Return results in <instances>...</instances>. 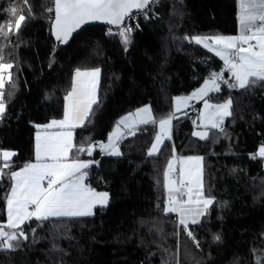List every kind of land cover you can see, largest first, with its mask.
Returning <instances> with one entry per match:
<instances>
[{
	"label": "trees",
	"instance_id": "1",
	"mask_svg": "<svg viewBox=\"0 0 264 264\" xmlns=\"http://www.w3.org/2000/svg\"><path fill=\"white\" fill-rule=\"evenodd\" d=\"M27 5L30 10L24 0H0V25L4 31L12 26L7 38L0 36V55L14 65L4 73L11 81L3 89L0 150L16 154L0 179V223L6 221L8 174L35 159L37 126L62 116L77 69L98 68L100 80L96 103L73 129L69 158L92 160L87 184L109 199L91 216L26 222L28 239L15 250L0 251V264H264V157L259 155L264 82L241 89L219 81L210 100L232 101L224 129H210L206 139L194 137L197 103L175 112L170 139L158 155H148L159 119L174 113V99L222 71L221 60L192 38L235 34L236 0H156L147 16L131 20L127 45L119 33L107 35V26L97 24L57 42L48 11L53 0H27ZM13 7L23 10L13 17L8 11ZM21 14L27 19L17 31ZM226 74L223 79L235 83ZM144 105L156 123L124 134L120 155L76 151L104 141L121 116ZM173 154L202 158L203 195L214 199L187 230L175 213L164 211V170Z\"/></svg>",
	"mask_w": 264,
	"mask_h": 264
},
{
	"label": "snow or ice",
	"instance_id": "2",
	"mask_svg": "<svg viewBox=\"0 0 264 264\" xmlns=\"http://www.w3.org/2000/svg\"><path fill=\"white\" fill-rule=\"evenodd\" d=\"M25 7L27 0H24ZM156 0H53L55 21L53 31L58 41L67 42L74 31L81 25L89 21H104L109 25L117 26L119 35L125 45L129 43L131 27L125 28L126 18H130L134 11H144L147 16V6L155 3ZM13 7L8 11L13 17L19 11ZM30 10V7H29ZM49 12L53 9H48ZM24 15H19L15 19L17 31L26 22ZM240 25L241 31L238 36H213V37H193L197 44L219 56L225 64L226 69L231 72L236 83H229L223 79V73H212L209 80H205L204 86L189 97L176 98V112L181 110V105L187 106L192 99L204 100L205 111L201 113L202 124L211 128H221L225 117L230 116L231 99L223 104L213 105L208 103L206 96L211 91H219V81L228 84L230 88L239 87L241 89L251 87L257 81L264 82V0H240ZM4 25H0V36L7 38L11 33V24L8 31H4ZM111 34V31L109 32ZM187 39V38H186ZM0 55V116L5 113L4 102L5 84L11 81V75L4 76L14 65L2 62ZM100 69L82 72L76 70V81L73 89L65 98L69 103L65 107L64 118L53 120L42 127L45 134L40 132L36 136L35 163H28L18 171L9 173V178L14 182L10 194L6 197L7 221L0 223V251L15 250L20 245V240H27L28 236L23 231L22 225L32 221H48L53 218L62 217H84L93 215L96 206H106L108 203V193H99L84 183L88 169L92 161H81L79 159H69V153L73 150L72 130L82 126L84 118L88 115V110L96 103L94 98L95 78H98ZM81 77L93 78L89 81L93 92L89 94L83 88ZM78 89L81 91L78 92ZM11 94V93H10ZM83 105V107H81ZM134 123H130L134 120ZM177 118L175 112L167 118L159 120L160 132L156 135L155 141L148 150V155H158L164 141L170 139V129L172 120ZM156 123L151 115L149 107L138 109L135 114H128L116 125V129L110 134L108 143L76 147V151L87 152L92 155L98 146L101 150H111L109 154L120 155L118 142L123 135L121 126L129 130V135H135L131 129L136 124ZM195 123V122H194ZM48 129H57L54 132H47ZM222 130V129H221ZM207 131L193 132V136L206 139ZM16 154L10 151L0 153L3 160V168H0V179H3V169L11 167V157ZM259 155L264 157V146L259 150ZM201 157H188V161L201 160ZM50 161V162H49ZM172 163L169 162V170ZM181 174L188 178L187 192L183 190L184 179H181L177 187L176 182L168 179V172H165L166 188L168 189V206L164 211L166 214L176 213L179 215V223L188 228L189 222L196 224L199 218L205 215L214 199L203 197L199 175L193 177L191 170L185 174L181 169ZM45 183L47 186H45ZM187 199H183L184 195ZM35 230H33L34 232ZM187 235L195 240L191 231ZM219 240V237H214ZM197 243V247L199 243Z\"/></svg>",
	"mask_w": 264,
	"mask_h": 264
},
{
	"label": "rangeland",
	"instance_id": "3",
	"mask_svg": "<svg viewBox=\"0 0 264 264\" xmlns=\"http://www.w3.org/2000/svg\"><path fill=\"white\" fill-rule=\"evenodd\" d=\"M195 91H192L190 94H188V95H186V96H180L181 98H184V97H189V96H191L192 95V93H194ZM177 98V97H176ZM176 98L174 99V105H173V109L174 110H176ZM200 100H202V99H200ZM207 101H208V103H210V104H213V105H219V104H223V103H225L226 101H228V100H226V101H221V102H217V103H215V102H213V101H211V100H208V99H206ZM190 102V101H189ZM189 102H188V104H187V106H184V105H181V110H183V108L184 107H188L189 106ZM147 105H145L144 107H146ZM144 107H141V108H144ZM147 107H149V105L147 106ZM140 108V109H141ZM194 109H196L197 111H198V114H197V123H196V126L194 127V129H193V132H196V131H209L210 129H212L211 128V126L209 125V126H207V127H205L203 124H202V122H201V119H200V116H201V113H203L204 111H205V108H204V100H202L201 101V105L199 106V107H194ZM138 110V109H137ZM136 110V111H137ZM180 110V111H181ZM230 110V109H229ZM136 111L133 113V112H131V114H135L136 113ZM130 114V113H129ZM151 115H152V112H151ZM226 118V117H225ZM163 119V118H162ZM225 120V119H224ZM135 122V118H134V120L132 121V122H130V123H134ZM138 124V123H137ZM136 124V125H137ZM158 124H159V121H158ZM114 129H116V127L114 128ZM114 132V131H113ZM159 132H160V129H159ZM192 132V133H193ZM170 134H171V129H170ZM194 137H196V136H194ZM196 138H199V137H196ZM155 141V140H154ZM262 146H264V145H261L260 147H259V150H260V148L262 147ZM7 151V150H6ZM10 152H11V150H10ZM13 152V151H12ZM109 153L111 152V150H109L108 151ZM14 153V152H13ZM110 155H114V154H110ZM188 157H200V156H198V155H182V156H177L176 154H173L170 158H169V160H168V162H167V165H166V167H165V170H164V186H165V184H166V179H165V172H168V179L169 180H172V181H175L176 182V185L175 186H177V187H179L180 186V184H179V182H180V180L181 179H184V187H183V190H184V192L186 193L187 192V187H188V178H187V176L186 175H183L182 176V174H181V169H183L184 170V172H185V174L187 173V171L188 170H191V172H192V176L193 177H195V176H197V174L199 175V181H200V186H201V190H202V183H203V177H202V159L197 163L196 161H188L187 160V158ZM169 162H171L172 163V169L171 170H169ZM165 190H166V195H167V200H168V189L166 188V186H165ZM203 192V191H202ZM185 199H187V195L185 194ZM203 197L205 198V199H207L204 195H203ZM184 199V198H183ZM176 214V213H175ZM176 216H177V218H178V223H179V219H180V217H179V215L178 214H176ZM202 217V216H201ZM201 217L199 218V220L201 219ZM190 223V222H189Z\"/></svg>",
	"mask_w": 264,
	"mask_h": 264
},
{
	"label": "crops",
	"instance_id": "4",
	"mask_svg": "<svg viewBox=\"0 0 264 264\" xmlns=\"http://www.w3.org/2000/svg\"><path fill=\"white\" fill-rule=\"evenodd\" d=\"M236 8H237V10H236V12H237V14H236V16H237V25H236V31H238V32H240L241 31V25H240V20H239V16H240V0H236ZM236 34V33H235ZM235 34H233V35H211V36H208V37H213V36H236ZM194 37H201V36H194ZM193 41L195 42V40L193 39ZM196 43V42H195ZM199 45H201L203 48H205L204 46H203V44H199ZM205 49H207V48H205ZM207 50H209V49H207ZM212 52V51H211ZM212 53H214V52H212ZM215 54V53H214ZM218 58H219V60H221V62H222V64H223V69H222V73H223V75H224V73H225V71L227 72V74H226V78L227 77H231L232 78V81L233 82H235L236 83V81H235V79H234V77L232 76V74H231V72H229L227 69H225V64H224V61L219 57V56H217ZM94 69H97V68H92V69H80L82 72H84V71H91V70H94ZM220 72V73H221ZM75 73H76V70L73 72V75H72V84H71V88H70V90H69V92H71L72 91V89H73V84H74V82L76 81V76H75ZM81 79V82H82V84H83V88L84 89H87L88 90V92H89V94L91 95V93L93 92V89H92V86H91V84L89 83V81L90 80H92L93 78H85V77H81L80 78ZM99 80H100V73H99V76H98V78H95V88H94V98H95V100L97 101V93H98V85H99ZM209 80V79H208ZM205 82V81H204ZM204 82L197 88V89H195L194 91H197L198 89H200V88H202L203 86H204ZM219 83V82H218ZM79 91H81V89H78V92ZM69 92L67 93V95L65 96V98L68 96V94H69ZM204 99H208V98H204ZM192 100H195L197 103H199V104H197V107H199L200 105H201V101L202 100H200V99H192ZM191 100V101H192ZM208 100H210V99H208ZM190 101V102H191ZM189 102V103H190ZM69 103V101H67L66 99H64V105H63V114H62V116L60 117V118H58V119H53V120H62L63 118H64V111H65V107H66V105ZM95 104V103H94ZM93 104V105H94ZM92 105V106H93ZM173 105H174V102H173ZM92 106H91V108H92ZM145 106V105H144ZM144 106H141V107H144ZM148 106V105H147ZM81 107H83V105H81ZM141 107H139V108H137V109H140ZM150 108V107H149ZM186 108H188V107H184L183 108V110L184 109H186ZM137 109H135V110H133L134 112L137 110ZM91 109H89L88 110V113H89V111H90ZM151 110V109H150ZM174 110V109H173ZM133 111H131V112H133ZM182 111V110H181ZM131 112H128V113H126V114H124L123 116H121L119 119H118V121H117V123L122 119V118H124V117H126V116H128V114L129 113H131ZM133 112V113H134ZM173 112H176V110H174ZM198 112V111H197ZM87 117V116H86ZM86 117L84 118V121H85V119H86ZM153 117V116H152ZM164 118H167V117H164ZM53 120H51V121H53ZM160 120V119H159ZM51 121L50 122H48L47 124H49V123H51ZM117 123L115 124V126L113 127V129L111 130V132L109 133V135L107 136V138L104 140V141H101V142H99V143H103V144H107L108 143V139H109V136H110V134H112L113 133V131L115 130L114 128L116 127V125H117ZM47 124H44V125H47ZM139 125H141V124H137L134 128H136L137 126H139ZM41 126H43V125H41ZM121 128H122V131H123V135H122V137L124 136V134H126L127 132H129V130L128 129H124L123 128V126H121ZM134 128H132L131 130H133ZM160 129V128H159ZM45 129H43L42 127H39L38 128V130H37V132H36V135H35V146H36V136H37V133L38 132H40L41 133V135L43 136L44 134H45ZM54 131H57V129H48L47 130V132H54ZM171 135V134H170ZM72 139H73V130H72ZM110 150V149H109ZM109 150H104L105 151V153H108L109 154ZM3 151H6V150H0V153H2ZM7 151H9V150H7ZM12 152V151H11ZM0 158H2V156H0ZM71 160L72 159H68V161L67 162H71ZM79 160H81V159H79ZM81 161H92V160H90V159H83V160H81ZM36 162V160L34 159L32 162H30V163H35ZM50 162V161H49ZM24 167V166H23ZM22 167V168H23ZM21 169V168H20ZM19 170V169H18ZM17 170V171H18ZM87 170V169H86ZM85 170V171H86ZM14 182L12 181V183H11V187H12V184H13ZM84 183L85 184H87V177H86V179H85V181H84ZM88 185V184H87ZM45 186H47L46 185V183H45ZM89 186V185H88ZM11 187H10V190H11ZM10 190H9V194H10ZM96 191V190H95ZM96 192H99V193H103L104 191H96ZM184 199L186 198L185 197V195H184V197H183ZM94 210V209H93ZM6 221H7V205H6ZM6 221L4 222V223H6Z\"/></svg>",
	"mask_w": 264,
	"mask_h": 264
},
{
	"label": "built area",
	"instance_id": "5",
	"mask_svg": "<svg viewBox=\"0 0 264 264\" xmlns=\"http://www.w3.org/2000/svg\"><path fill=\"white\" fill-rule=\"evenodd\" d=\"M152 4H153V3H152ZM152 4H149V5L147 6V9H146L147 15H148V14L150 13V11H151V5H152ZM140 16H145V12H144V11L134 12V13L131 15L130 18H126V20H125L123 26H124L125 28H128V27L130 26V22H131V20H132V19H135V18H138V17H140ZM119 30H120V29H119L117 26H107V27L105 28V33H106L107 35H114V34L119 33ZM110 31H111V34H109ZM239 34H240V32L236 31V34H235V35L238 36ZM225 69H226V67H225ZM212 94H213V91L209 92V94H208V96H206V98L210 99V98L212 97ZM196 104H197V102H196L195 100H192V101L189 103L188 108H189V107H194ZM220 129H224V126L221 125V128H220ZM98 144H99V142H96V143H94L93 145H98ZM95 150L98 151L99 156H103V155L106 154L105 151H104V150H101L98 146L95 148Z\"/></svg>",
	"mask_w": 264,
	"mask_h": 264
},
{
	"label": "water",
	"instance_id": "6",
	"mask_svg": "<svg viewBox=\"0 0 264 264\" xmlns=\"http://www.w3.org/2000/svg\"><path fill=\"white\" fill-rule=\"evenodd\" d=\"M134 12H136V11H134ZM134 12H133V13H134ZM54 21H55V11H54V3H53V19H52V22H51V29H52V33H53V35H54V37H55L54 31H53V24H54ZM94 24H97V25H104V26H114V25H109V24H107V23L104 22V21H89V22H87V23L81 25V27H80L79 29H77L76 31H78V30H80V29H82V28H84V27H86V26L94 25ZM76 31H74V32H76ZM74 32H73V33H74ZM73 33H72V34H73ZM55 39H56V37H55ZM56 41L59 42L57 39H56ZM194 122H195L194 124L197 123V117H194ZM166 206H168V200L165 201V207H166Z\"/></svg>",
	"mask_w": 264,
	"mask_h": 264
}]
</instances>
